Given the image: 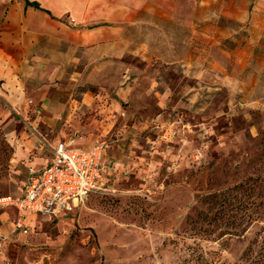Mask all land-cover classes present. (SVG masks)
<instances>
[{
    "label": "crops",
    "instance_id": "0c3cea01",
    "mask_svg": "<svg viewBox=\"0 0 264 264\" xmlns=\"http://www.w3.org/2000/svg\"><path fill=\"white\" fill-rule=\"evenodd\" d=\"M28 1L40 8L0 0V106L31 100L53 114L43 117L49 136L26 144L51 153L32 162L31 172L50 165L56 146L70 138L84 150L104 143L106 180L117 189L123 162L141 164L137 149L151 157L149 142L169 148L190 131L199 137L207 99L224 91L230 103L235 83L239 89L244 80L239 76L255 73L261 37L255 40L254 32H263L264 23L254 19L259 12H250L247 0H214V8L205 0L195 8L191 3L198 0ZM248 81L264 88L260 78ZM160 153L167 158L170 150ZM114 164L123 167L114 170ZM16 216L14 208L0 209L3 233ZM39 217L27 214L25 220L32 228Z\"/></svg>",
    "mask_w": 264,
    "mask_h": 264
},
{
    "label": "rangeland",
    "instance_id": "374dc122",
    "mask_svg": "<svg viewBox=\"0 0 264 264\" xmlns=\"http://www.w3.org/2000/svg\"><path fill=\"white\" fill-rule=\"evenodd\" d=\"M247 1L264 23V0ZM259 37L255 73L239 76L230 103L224 91L207 99L199 137L190 131L169 148L149 142L151 157L137 149L144 158L140 165L123 162L116 192L90 196L71 218L39 217L28 236L11 234L7 224L0 264H264V88L248 81L260 78L264 87V31L254 32ZM44 116L53 114L31 100L0 106V193L20 192L30 164L51 156L26 148L51 132Z\"/></svg>",
    "mask_w": 264,
    "mask_h": 264
},
{
    "label": "built area",
    "instance_id": "2783aa9c",
    "mask_svg": "<svg viewBox=\"0 0 264 264\" xmlns=\"http://www.w3.org/2000/svg\"><path fill=\"white\" fill-rule=\"evenodd\" d=\"M70 23L76 21L70 18ZM106 148V144L98 143L84 150L76 146L74 138L60 142L50 165L30 173L21 196H0V209L17 211L11 234H31L32 228L25 220L27 214L58 220L71 215L94 194L115 193L116 189L106 180L110 171L105 163ZM113 169L118 170L119 165L114 164ZM0 238H7L1 230Z\"/></svg>",
    "mask_w": 264,
    "mask_h": 264
},
{
    "label": "trees",
    "instance_id": "16d2710c",
    "mask_svg": "<svg viewBox=\"0 0 264 264\" xmlns=\"http://www.w3.org/2000/svg\"><path fill=\"white\" fill-rule=\"evenodd\" d=\"M25 1H26L27 6H33V7L37 8V9L40 8L39 4H37V3H35V2H30V1H28V0H25ZM217 196H218V195L213 194V195H211L209 198H210L211 200H213V199L216 198Z\"/></svg>",
    "mask_w": 264,
    "mask_h": 264
}]
</instances>
